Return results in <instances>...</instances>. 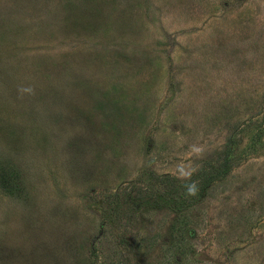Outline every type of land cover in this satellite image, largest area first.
<instances>
[{
	"label": "rangeland",
	"instance_id": "obj_1",
	"mask_svg": "<svg viewBox=\"0 0 264 264\" xmlns=\"http://www.w3.org/2000/svg\"><path fill=\"white\" fill-rule=\"evenodd\" d=\"M0 264H264V0H0Z\"/></svg>",
	"mask_w": 264,
	"mask_h": 264
},
{
	"label": "trees",
	"instance_id": "obj_2",
	"mask_svg": "<svg viewBox=\"0 0 264 264\" xmlns=\"http://www.w3.org/2000/svg\"><path fill=\"white\" fill-rule=\"evenodd\" d=\"M228 169L225 167V165L223 164V166L222 167H218V168H216V170L214 169V172H213V174L211 175V174H209L208 176L207 175H205L206 176V180L204 181H200V183H198V184H196V186L195 187H193V190L194 191H198L199 190V192L200 191H204V189L213 181V180H215V179H219V178H221L222 177V175H224V173L227 171ZM181 192V191H180ZM175 193H176V191H172L171 193H170V196H171V199L173 198V197H175L176 198V203L177 204H179V206L181 205V203H182V199H179V198H177L176 196H175ZM182 193V195H184L183 193H185L184 191H182L181 192Z\"/></svg>",
	"mask_w": 264,
	"mask_h": 264
}]
</instances>
